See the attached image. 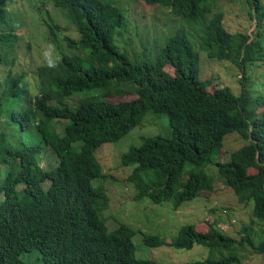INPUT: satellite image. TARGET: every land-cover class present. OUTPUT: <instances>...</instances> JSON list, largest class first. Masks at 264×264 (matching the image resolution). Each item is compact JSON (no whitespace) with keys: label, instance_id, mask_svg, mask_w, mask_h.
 <instances>
[{"label":"trees","instance_id":"16d2710c","mask_svg":"<svg viewBox=\"0 0 264 264\" xmlns=\"http://www.w3.org/2000/svg\"><path fill=\"white\" fill-rule=\"evenodd\" d=\"M144 1L168 8L192 25L206 20L199 50L210 58H230L243 85L253 68L262 66L264 0H248L249 17L257 23L253 35L228 28L226 13L217 11L220 0ZM21 3L47 15L42 14V21L51 35L63 26L45 5L61 10L80 34H65L66 45L77 52L63 51L56 65L38 66L37 74L30 65L16 70ZM129 22L113 0H0V69L10 64L0 72V167L9 165L0 179V264H152L137 256L135 228L120 223L109 229L104 214L111 204L108 189L94 185L109 176L97 149L142 126L147 112L167 115L171 135L142 136L141 146L123 153L122 165L133 167L127 181L135 185L136 200L171 201L179 209L216 190L217 179L207 171L215 165L239 207H250L251 216L264 222V111L245 109L250 102L264 105V97L251 99L247 87L241 95L228 85L210 91L216 78H201L200 51L182 28L165 39L156 64L132 61L115 45ZM27 52L32 53L30 47ZM81 53L99 66L85 65ZM27 57L31 55L22 56ZM32 75L36 90L28 82ZM117 95L137 97L121 102L100 98ZM61 120H66L62 132ZM233 132L246 144L230 152L224 139ZM76 143L80 150L74 149ZM45 145L58 156L57 165L41 167L38 155ZM20 185L24 187L18 189ZM251 226L244 220L229 234L200 219L182 225L173 238L144 233L143 239L151 247L191 250L200 245L222 253L186 264H239L238 246L264 253V238L256 240Z\"/></svg>","mask_w":264,"mask_h":264},{"label":"rangeland","instance_id":"374dc122","mask_svg":"<svg viewBox=\"0 0 264 264\" xmlns=\"http://www.w3.org/2000/svg\"><path fill=\"white\" fill-rule=\"evenodd\" d=\"M118 1L119 3L114 0V4L118 5L122 10L129 9L130 26L129 30L127 29L124 33V39H116L115 45L128 55L132 61H147L156 64L161 48L166 44L165 39L176 33L180 28L185 30L187 35L192 38L195 49L199 50L202 46L201 38L204 34L206 20L192 25L172 15L168 8L159 5H148L143 0ZM21 5H23L24 11L17 13V16L23 22L22 26L18 28L19 33L22 35V40H20L16 52H14L20 60L16 62V70L27 69V65H30V68L33 71L35 70V74H37L38 66L45 64L56 65L63 51L69 53L77 52L74 47L70 48L66 45L65 34H71L76 37H79L80 34L75 24L61 10L52 8L50 3L45 5L52 12L57 22L63 26V29L51 35L42 21V14L48 19L47 15L37 9L36 6L24 5L23 3ZM251 7L252 5L248 0H220L217 11L226 13L224 22L232 32L251 33L253 35L257 30V23L256 20H251L249 17ZM58 39L59 43L57 42ZM27 47H30L32 53L27 52ZM199 51L202 59L201 78H216V81L209 86L210 91L213 92L217 85H228L233 92L241 95L243 88L247 87L253 96L251 99L259 96L264 97V77L262 75L264 73V60L258 62L262 66L254 67L251 78L246 85H243L241 83L242 75L230 58H210L206 51ZM26 54L31 55V57H27L28 59L24 60L22 56ZM79 55L85 65L94 64L99 66L98 62L90 60L88 53ZM12 56L13 53H11L10 59ZM70 56H75V54H70ZM9 66L10 64L2 66L0 72L3 73L8 70ZM167 70L174 74L173 67L167 66ZM33 76L28 77V82L31 89L36 90L38 82L37 78H33ZM136 97V95H125L124 97L107 98L113 102H121L132 100ZM100 98L106 99L103 96ZM76 100L77 98L72 99L71 102ZM245 109L251 113L256 109V113H261L264 111V105L256 107L253 102H250L245 105ZM58 126L59 131L62 132L66 126V120L59 121ZM11 127L14 128V125ZM12 134L16 135L15 132H12ZM155 135L165 137L171 135L169 118L165 114L147 112L142 126L133 129L129 135L118 142L103 144L96 152V156L102 163L105 173L109 175L105 179L94 182L95 186L103 184L109 191L111 204L110 208L104 212L105 216L108 217L107 226L110 230H113L120 223H125L135 228L134 243L138 257L149 259L152 264H186L207 258H220L222 256L221 252L212 251L205 246L197 245L189 250L169 246L151 247L144 242V233L159 234L164 239H170L174 237L172 236L173 233L182 225L194 223L200 219L207 221V218H209L219 230L229 234H233L235 230L239 229L245 220L248 225L252 224L250 227L251 233L255 234L256 240L264 238V222L251 216L250 207L245 208L244 211L243 209L241 211L236 209L235 206L239 205L236 194L232 187L219 176L218 168L215 165H209L207 171L217 179L216 190L204 193L194 201L186 202L179 209H175L171 201L161 204L152 203L148 198L137 201L134 198L136 194L135 185L127 181L133 171V167L122 165L121 157L131 147L141 146L143 143L142 136ZM245 144L246 140L237 132L227 134L224 139V145L230 152ZM43 147L42 153L38 155L41 167L47 168L50 165H57L58 156L49 146L45 145ZM74 149H81L79 143L74 144ZM230 152L226 154L225 161L230 160ZM6 166L2 165L0 167V179L9 173ZM143 177L147 179V174L144 173ZM222 193L224 194L220 197ZM3 197L4 194L0 196V199ZM223 206H229V208H224ZM233 219L236 222H233ZM236 251L241 257L239 264H264V253L259 254L250 246H238ZM225 253L227 254L228 252L225 251Z\"/></svg>","mask_w":264,"mask_h":264},{"label":"clouds","instance_id":"9594fccd","mask_svg":"<svg viewBox=\"0 0 264 264\" xmlns=\"http://www.w3.org/2000/svg\"><path fill=\"white\" fill-rule=\"evenodd\" d=\"M118 3H119V1L118 0H116ZM144 1V0H143ZM145 2V1H144ZM146 3V2H145ZM113 4H114V0H113ZM146 4H148V3H146ZM114 5H116V4H114ZM148 5H152V4H148ZM120 10H122L118 5H116ZM156 6V5H155ZM123 11V10H122ZM124 11H126L127 12V15H128V17H129V19H130V16H129V9H126V10H124ZM129 26H130V22H129V24H128V28H129ZM127 28V29H128ZM129 30V29H128ZM125 33V32H124ZM124 33H123V35L122 36H120L119 38L120 39H124ZM160 54V53H159ZM158 58H159V56H158ZM117 96H119V95H117ZM117 96H108V97H117ZM137 96V95H136ZM122 97H124V96H122ZM106 100H108V98H106ZM110 101V100H109ZM55 157V156H54ZM48 168V167H47ZM4 177V176H3ZM102 180V179H101ZM20 187H24V185H20ZM18 188V189H22V188ZM108 194H109V191H108ZM236 196V195H235ZM134 198H135V195H134ZM236 199H237V196H236ZM196 200V199H195ZM238 200V199H237ZM137 201H142V200H137ZM151 201V200H150ZM152 202V201H151ZM110 203H111V199H110ZM153 203V202H152ZM239 204V203H238ZM224 208H229V206L227 207V206H223ZM235 207H238L239 208V211H241L242 209L239 207V205L238 206H235ZM181 208V207H180ZM208 220H210L209 218H207ZM233 221H235V219H233Z\"/></svg>","mask_w":264,"mask_h":264},{"label":"crops","instance_id":"0c3cea01","mask_svg":"<svg viewBox=\"0 0 264 264\" xmlns=\"http://www.w3.org/2000/svg\"><path fill=\"white\" fill-rule=\"evenodd\" d=\"M223 194H224V193L220 194V197H222V196H223ZM236 209H238V210H239V208H238V207H236Z\"/></svg>","mask_w":264,"mask_h":264}]
</instances>
